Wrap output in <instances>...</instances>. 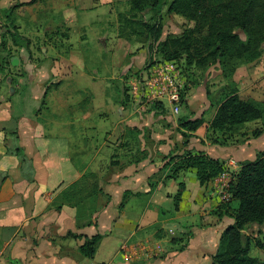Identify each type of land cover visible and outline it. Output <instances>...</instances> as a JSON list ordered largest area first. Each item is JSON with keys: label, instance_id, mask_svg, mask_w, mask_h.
<instances>
[{"label": "crops", "instance_id": "crops-1", "mask_svg": "<svg viewBox=\"0 0 264 264\" xmlns=\"http://www.w3.org/2000/svg\"><path fill=\"white\" fill-rule=\"evenodd\" d=\"M18 3L14 9L18 33L36 44L42 40L22 64L25 74L5 84L8 93L0 85V264H209L222 229L232 219L218 209L222 200L213 180L200 184L193 167L170 177L172 163L165 164L166 156L201 152L224 169L237 170L264 150V130L251 135L264 122V95L258 91L264 81L261 66L240 64L231 84L208 87V96L206 89L202 97L198 87L191 89L193 110L186 117L203 122L189 136L178 132L177 120L173 126L162 122L147 127L122 106V84L111 79L125 65L127 54L131 55L127 69L135 70L145 61L142 45L117 34V14L123 12L118 2ZM93 11L97 15L88 17ZM93 23H100L96 36L102 47L114 41L108 50L112 75L100 100L94 92L83 91L72 104L65 90L71 82L81 80L77 88L84 90L97 83L94 78L82 81L85 61L68 39L80 26L83 41L82 27ZM230 87L261 111L260 118L236 127L237 141L208 126L220 101L213 103L214 93L220 91L218 99ZM186 100L184 96L182 103ZM109 104L118 109L116 117L108 114ZM103 120L109 121L108 127L102 126ZM130 143L131 154L118 155ZM86 172L96 175L99 191L86 196L84 190L79 194L83 198L69 205L60 193ZM178 184L182 190L174 209ZM96 234L100 238L93 255L83 256L79 245Z\"/></svg>", "mask_w": 264, "mask_h": 264}, {"label": "trees", "instance_id": "trees-1", "mask_svg": "<svg viewBox=\"0 0 264 264\" xmlns=\"http://www.w3.org/2000/svg\"><path fill=\"white\" fill-rule=\"evenodd\" d=\"M18 4H12L6 9L5 27L10 42L28 50L29 40L18 33L14 24V9ZM144 11L151 12L150 17L153 16L154 19L136 18ZM160 11V0H128L127 10L117 14L118 36L147 43L144 67L159 60L178 62L182 59L181 54L184 55V65L197 68L224 60L252 63L260 55V45L264 41V0H168L165 13L180 15L192 21L193 26L178 36L166 35L163 39H160ZM127 29L136 37L125 34ZM2 40L1 36L0 45ZM152 51L160 56L159 60L151 55ZM184 90L185 87L180 94L181 103L184 100ZM124 94L126 95V89ZM260 117L261 111L253 102L240 99L235 89H231L219 101L208 126L214 131L231 133L238 125ZM202 122L200 117H179L177 130L182 136H189L187 133L196 130ZM262 130L264 122L259 129L252 131L251 135L256 136ZM132 132L131 137H135ZM166 157L165 164L172 163L170 177L179 169L193 167L200 184L211 180L224 169L219 161L201 152H183ZM232 176L228 188L230 197L226 202H220L218 207L232 222L222 229L209 264H264V261L248 254L250 238L244 234L245 227L253 224L260 226L264 223V150L258 152L252 161L242 162ZM84 190L86 196L99 191L94 173L82 174L80 180L68 185L60 196L69 205H75L83 198L79 197V194ZM181 190L182 185L178 184L173 197L174 209L177 208ZM99 238V234L85 237L78 247L79 252L83 256L91 257ZM253 245L264 249V241L256 237L253 238Z\"/></svg>", "mask_w": 264, "mask_h": 264}, {"label": "rangeland", "instance_id": "rangeland-1", "mask_svg": "<svg viewBox=\"0 0 264 264\" xmlns=\"http://www.w3.org/2000/svg\"><path fill=\"white\" fill-rule=\"evenodd\" d=\"M19 1L22 0H0V37L2 36V44L0 45V85H3L1 87L2 91H5V84L7 83H14L15 80L19 78V76L24 75L25 71L22 69V64L28 62V59L31 58V53L34 54V50L36 52L38 51L39 47L38 46L41 42L42 39H39V44H36L37 41L30 40L31 45H29L28 50H25L21 47H17L13 45L10 40L8 39V31L6 30L5 27V21H4V14L6 12V9L11 6L12 4L18 3ZM115 2H118L119 8L122 9L123 12L126 10V6L124 3L126 2L125 0H113ZM168 0H160L161 2V11H160V22L162 23V30H161V36L160 39H163L164 36L166 35H174L178 36L180 35L184 30L190 28L193 26L192 21H189L185 18H183L180 15L173 14V13H165V5ZM97 15V12H91L88 14V17H95ZM151 12L144 11L141 14H138L136 18L142 20H148L150 17ZM116 19V15H115ZM78 30H73L70 32V36L68 39V42L73 45V48L77 49V52L80 53V56L82 59H84L85 63L81 64V70L84 71V75L82 76V81L84 83H88L90 81V78H94L96 81V87L92 84L90 87H85L84 89H79L77 88V84L81 82V80L76 83L75 81L71 82L69 86L65 88L68 94L71 95L72 99L70 100L71 103H76L79 98L83 93V91L88 94L89 91L95 93V97L97 96L98 99L100 100L101 97H103L102 89L105 88V82L108 77L112 75V70H110V66L112 63L110 53L108 52L109 49L112 48V45L114 44L113 39H111L110 42H107V47L106 49L102 47V45L99 43L97 32L100 31V23H93L89 24L87 26L82 27L81 30H84V35L85 39L81 41L79 39V33H80V26H77ZM128 30V29H127ZM125 34L129 35H134L131 34L130 31L126 32ZM131 42L136 43L137 45H142V47L145 49V54H146V42H139L136 40H131ZM45 50H48V47H44ZM153 51L151 52V55L156 60L160 59V56L157 54H152ZM130 54H127L126 57L124 58V63L125 65L123 66L122 69L118 70L117 73H115L111 79L116 81V82H121V92L122 94V99H123V107H126L127 112L130 111L132 112L133 116H136L137 120L140 122H144L147 127H152L156 128L159 125H161L162 122L167 124V126H173V124H176V120L179 117L182 116H188L190 111L193 110V103L191 101V97L189 96V93L191 89L198 87L197 91L201 92V97H202V92H205L206 89V96L210 94V89L208 87H213L218 85V87H221L220 84H231L229 82L232 81L231 75L235 71V69L240 66L243 62L241 60H224V61H216V62H210L206 66L202 68H197L193 65H184V55L181 54V60H178L180 63L183 70V75L185 76V83H184V96H186V102L182 103L179 105V110L177 114H171L170 111H168L169 106L168 104L163 101V109L160 107L151 105L144 107L143 109H137L134 106L131 105L130 101L128 100L127 96L124 94L128 80L131 78L132 74L144 68L145 61L140 67L135 68V70H131V68L126 67L127 63L130 61ZM35 57H39V55H36ZM11 58L14 59L13 63H11ZM119 58V55H118ZM136 58V57H135ZM114 59V58H113ZM137 60L134 59V62ZM254 63H257L258 65L261 66V74L263 75V80H264V41L260 45V55L257 59L253 60ZM114 63V62H113ZM148 66V65H147ZM84 67V68H83ZM146 67V66H145ZM102 84V85H101ZM234 89L230 87V90ZM212 90V89H211ZM218 90L217 88L214 89L216 92ZM230 90H227V92H224L221 94V96H218V99H216L217 94L220 92L214 93V104H216L219 100H221L224 95L228 94ZM258 91L260 94L264 95V81L260 84V88H258ZM8 93V89L5 91V93ZM50 96L54 97L56 94L53 89L50 88ZM220 95V94H219ZM110 100V99H108ZM210 100V99H209ZM217 101V102H216ZM39 105V104H38ZM109 109L111 108V111H108L112 113V117H116V114L118 112V109L115 108L114 104H109ZM107 106V107H108ZM168 109V110H166ZM42 116H46V112L42 113ZM158 116V117H157ZM189 117V116H188ZM101 121V120H100ZM103 127H108L109 121L103 120L101 122ZM163 126V124H162ZM237 130V129H236ZM236 130H231V133L228 132H222V134H226L227 136L230 137L231 140L237 141L239 139H233V133ZM221 134V135H222ZM221 135H215V139L221 138ZM225 139V137H224ZM132 141V140H131ZM136 142V141H135ZM133 144L130 143L129 146H126L122 148L118 152V155L121 154L122 156H126L131 154ZM134 147V146H133ZM117 150V149H113ZM230 172L235 173V169H227ZM221 202H226V201H221ZM198 221V218H196ZM244 234L250 238V247H249V252L248 254L252 257H256L258 260L264 261V249H259L256 246L253 245V238H258L261 241H264V223L259 226V225H251L248 227H245L244 229ZM1 245V244H0Z\"/></svg>", "mask_w": 264, "mask_h": 264}, {"label": "built area", "instance_id": "built-area-1", "mask_svg": "<svg viewBox=\"0 0 264 264\" xmlns=\"http://www.w3.org/2000/svg\"><path fill=\"white\" fill-rule=\"evenodd\" d=\"M186 79L180 63L174 60H159L135 71L128 80L126 95L131 105L137 109L151 105H160L165 101L171 114H177L181 104V91ZM232 172L221 170L213 180L214 189L220 200L230 197L229 184Z\"/></svg>", "mask_w": 264, "mask_h": 264}, {"label": "water", "instance_id": "water-1", "mask_svg": "<svg viewBox=\"0 0 264 264\" xmlns=\"http://www.w3.org/2000/svg\"><path fill=\"white\" fill-rule=\"evenodd\" d=\"M13 61H14V59H13V58H11V63H13Z\"/></svg>", "mask_w": 264, "mask_h": 264}]
</instances>
